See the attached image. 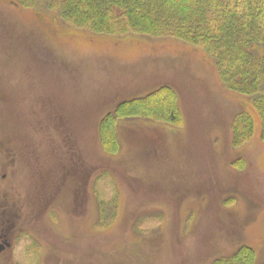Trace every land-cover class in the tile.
I'll return each mask as SVG.
<instances>
[{"label":"rangeland","instance_id":"1","mask_svg":"<svg viewBox=\"0 0 264 264\" xmlns=\"http://www.w3.org/2000/svg\"><path fill=\"white\" fill-rule=\"evenodd\" d=\"M161 85L178 124L120 118L105 143L102 119ZM241 113L254 131L234 143ZM0 196L24 208L17 264H264L260 118L173 37L98 34L0 0Z\"/></svg>","mask_w":264,"mask_h":264},{"label":"trees","instance_id":"2","mask_svg":"<svg viewBox=\"0 0 264 264\" xmlns=\"http://www.w3.org/2000/svg\"><path fill=\"white\" fill-rule=\"evenodd\" d=\"M12 3L55 11L65 22L98 34L169 36L200 47L214 60L222 85L251 100L264 139V0H12ZM177 101L176 90L161 85L143 97L122 102L101 121L104 142L113 144V123L120 118L165 116V121L177 125L180 120ZM153 104H159L162 111ZM233 130L234 143L241 138L245 140L253 134V120L241 113L234 120ZM250 252L243 247L230 261L243 262L251 257Z\"/></svg>","mask_w":264,"mask_h":264},{"label":"flooded vegetation","instance_id":"3","mask_svg":"<svg viewBox=\"0 0 264 264\" xmlns=\"http://www.w3.org/2000/svg\"><path fill=\"white\" fill-rule=\"evenodd\" d=\"M3 180L7 179L4 175ZM17 204L11 206L0 196V264H17V250L25 238L30 234L23 227L25 216L23 209H17ZM25 229V230H24Z\"/></svg>","mask_w":264,"mask_h":264}]
</instances>
